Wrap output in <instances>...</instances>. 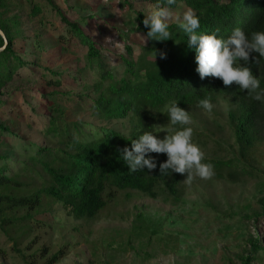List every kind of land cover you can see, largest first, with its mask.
I'll return each instance as SVG.
<instances>
[{
	"label": "trees",
	"instance_id": "trees-1",
	"mask_svg": "<svg viewBox=\"0 0 264 264\" xmlns=\"http://www.w3.org/2000/svg\"><path fill=\"white\" fill-rule=\"evenodd\" d=\"M63 1L65 8L58 0H0V233L24 264H57L69 253L67 243L41 241L53 218L48 207L60 205L74 219L96 220L108 202L126 190L173 205L183 201L185 175H160L166 155L150 153L156 169L129 173L117 151L130 148V140L145 131L160 136V127L168 124L164 106L171 100L186 111L198 108L197 101L205 97L212 104L227 102L235 153L204 159L215 177L255 179L254 162L263 160L264 103L234 83L224 86L211 76L200 79L195 51L187 48L177 27L180 21L168 22L172 38L167 41L135 39L144 40L148 31L143 25L147 12L137 8L138 3L191 9L199 18V33L226 38L237 27L246 35L264 31V0H176L170 6L165 0L101 1L110 13L115 6L122 18L114 28L123 50L115 57L105 55L99 38L86 33L91 23L103 30L109 21L87 14L85 0H73L72 6ZM15 3L38 21L33 36L25 35L19 21L1 17L2 10ZM75 12L79 17L70 19L68 13ZM43 30L48 31L47 40ZM57 46V56L73 58L74 71L48 64V48ZM246 66L264 88V61L258 53L250 54ZM18 82L30 86L19 87ZM18 108H24V116ZM40 108L45 115H39ZM28 131L37 137L29 138ZM257 205L250 217L264 223V196ZM247 245L237 256L238 264H264L261 238L250 236Z\"/></svg>",
	"mask_w": 264,
	"mask_h": 264
},
{
	"label": "rangeland",
	"instance_id": "rangeland-1",
	"mask_svg": "<svg viewBox=\"0 0 264 264\" xmlns=\"http://www.w3.org/2000/svg\"><path fill=\"white\" fill-rule=\"evenodd\" d=\"M72 1L67 0L69 6L73 5ZM85 1L87 14L109 21V26L103 30L91 23L86 33L99 38L105 55L115 57L123 50V42L115 30L121 25L122 18L116 13L115 6L112 15L100 3L107 0ZM58 2L65 8L63 0ZM137 8L145 12L156 10V7L142 3H138ZM185 10L181 7L171 9L168 22L180 21ZM1 17L19 21L27 37L39 29L38 21L30 20L27 8L21 4H11L3 9ZM68 17L77 19L79 14L68 13ZM53 21L59 25L56 19ZM44 36L46 40L49 38L47 30ZM57 48H48L52 57L48 64L52 67L67 66L69 71H74L73 58L57 56ZM25 49L24 52L29 53V44ZM24 83L16 85L23 87ZM29 86L27 83L25 87ZM37 103L33 101V105ZM213 105L210 113L198 108L189 109V126L193 133L200 135L192 137V142L204 153L205 160L231 158L235 150L227 102L220 100ZM18 109L24 116V108ZM40 109L39 115H45ZM15 128L24 134L20 125H15ZM166 134L163 132L159 137ZM37 135L34 131L27 134L29 138ZM261 154L263 160L254 162L257 178L232 182L214 175L209 179L194 176L191 182L183 181L184 199L175 205L126 190L108 202L96 220L74 219L60 205L48 207L46 209H51L53 218L48 220L47 231L41 232V241L53 246L60 243L69 245V253L57 264H238L237 256L248 248L250 236H258L264 242V223L250 217L258 208V199L264 196V146ZM53 219L58 222H52ZM138 226L143 229L139 231ZM11 245V241L0 233V264H24L10 248Z\"/></svg>",
	"mask_w": 264,
	"mask_h": 264
},
{
	"label": "clouds",
	"instance_id": "clouds-1",
	"mask_svg": "<svg viewBox=\"0 0 264 264\" xmlns=\"http://www.w3.org/2000/svg\"><path fill=\"white\" fill-rule=\"evenodd\" d=\"M176 0H165L166 5H174ZM168 7L157 6L156 10L144 14L143 25L148 29L144 36L155 41H167L172 38L169 31L170 18ZM199 18L191 10L183 12L177 27L186 37V46L195 51L196 72L200 79L207 76L219 78L224 86H238L241 92L247 90L252 100L264 103V88L260 87V79L254 76L248 66L251 53H258L264 61V31L245 34L239 27L234 28L226 38L216 33L201 34L197 30ZM219 30H217L218 32ZM165 58V53H160ZM253 62L256 57H251ZM243 61V65L241 64ZM198 108L211 112L214 105L208 97L197 101ZM168 124L160 127L167 134L160 138L155 132L145 131L131 139V147L118 149L119 159L128 167L129 173L138 171L151 172L157 168L155 157L150 153L164 154L166 160L159 164L161 176L171 173L185 175L184 182H191L193 177L209 179L213 175V166L204 161V153L192 142L193 129L188 111L178 107L176 100L165 104ZM160 113H163L159 111Z\"/></svg>",
	"mask_w": 264,
	"mask_h": 264
},
{
	"label": "water",
	"instance_id": "water-1",
	"mask_svg": "<svg viewBox=\"0 0 264 264\" xmlns=\"http://www.w3.org/2000/svg\"><path fill=\"white\" fill-rule=\"evenodd\" d=\"M1 32V31H0Z\"/></svg>",
	"mask_w": 264,
	"mask_h": 264
}]
</instances>
